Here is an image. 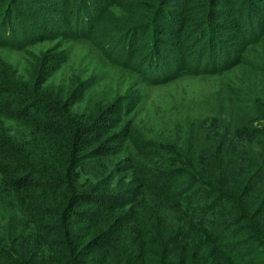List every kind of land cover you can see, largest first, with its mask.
<instances>
[{
    "label": "trees",
    "instance_id": "1",
    "mask_svg": "<svg viewBox=\"0 0 264 264\" xmlns=\"http://www.w3.org/2000/svg\"><path fill=\"white\" fill-rule=\"evenodd\" d=\"M260 1L145 0L137 9L132 0L124 9L118 28L137 30L164 22L166 5L179 8L176 26L236 7L238 21L225 20L235 49L213 56L199 47L174 62L159 48L143 59V73L247 66L169 136L141 135L122 99L76 110L46 77L0 83V264H264ZM5 18L1 32L10 30ZM256 43L261 52L250 60L247 45Z\"/></svg>",
    "mask_w": 264,
    "mask_h": 264
},
{
    "label": "rangeland",
    "instance_id": "2",
    "mask_svg": "<svg viewBox=\"0 0 264 264\" xmlns=\"http://www.w3.org/2000/svg\"><path fill=\"white\" fill-rule=\"evenodd\" d=\"M139 1L135 4L137 9L145 4V0ZM131 2L0 0V27L8 26L5 17L11 18L9 32L0 30V83L9 82L10 77L32 78L33 81L46 77L45 85L70 93L73 109L82 110L98 101L104 106L122 99L130 108L125 116L127 122L141 135L176 133V126L185 116L201 110L205 96L234 75L244 74L247 66L234 65L218 72L195 73L186 65L170 74L164 67L147 69L143 73L139 69L146 65L143 59L149 57L146 56L149 51L159 48L160 57L174 62L177 55L184 59L193 56L199 47L206 55L213 52V56L221 49H235L238 44L231 39L234 31L225 20H231L228 18L231 16L238 21L231 13L236 7L228 2L226 7L220 8L223 14L214 9L217 12L208 15L209 21L203 25L187 22L176 26L179 8L166 5L160 14L167 16L164 22L159 19L137 30L119 29L116 21L123 18L124 9L131 7ZM260 3L264 5L263 1ZM95 11L99 17L91 24ZM167 25L171 32L166 29ZM177 32L179 38L175 36ZM205 32L213 34L201 36ZM247 49L245 56L250 60L256 52H261L258 43L248 44ZM258 64L264 73V58L258 60ZM167 69L170 68L167 66Z\"/></svg>",
    "mask_w": 264,
    "mask_h": 264
}]
</instances>
